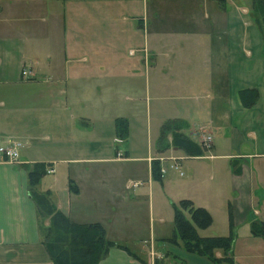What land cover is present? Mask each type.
<instances>
[{"label": "crops", "instance_id": "crops-1", "mask_svg": "<svg viewBox=\"0 0 264 264\" xmlns=\"http://www.w3.org/2000/svg\"><path fill=\"white\" fill-rule=\"evenodd\" d=\"M246 9L240 0H0V140L19 144L17 162L0 157V264H54L42 242L49 217L30 194L36 163L52 171L35 191L74 222L101 223L126 247H111L98 264H142L128 250L146 264H223L164 240L174 229L130 246L135 203L150 197L153 179L131 189L95 172L101 161L123 159L113 152L128 154L116 122L125 114L113 112L110 94L128 98L150 40L160 41V97L192 105L165 120L186 121L196 142L211 137L203 156L186 155L194 160L183 179L189 197L179 200L225 214L224 229L209 226L202 236L228 235L231 212L233 246L240 229L258 238L251 223H264V32L239 12ZM241 89L257 90L252 106L242 105Z\"/></svg>", "mask_w": 264, "mask_h": 264}, {"label": "rangeland", "instance_id": "rangeland-1", "mask_svg": "<svg viewBox=\"0 0 264 264\" xmlns=\"http://www.w3.org/2000/svg\"><path fill=\"white\" fill-rule=\"evenodd\" d=\"M240 1L247 8V11L239 12L246 19L253 20L251 1ZM149 12L151 16V10ZM230 17L233 16L230 14ZM138 56L141 71H139L138 79L136 80L138 83H133L132 89L125 94L128 98L125 97L126 100L120 99L119 94L116 93L117 98L114 101L115 96L112 92L110 94L114 102L111 107L113 112L125 114V123H127L126 140L130 142V148L127 149L128 154L124 157V148L121 149L122 151L119 150L120 153L117 155L113 152V154H110V157H123V159L101 161L95 170L100 180H113L114 182L125 179L127 180L126 184L131 189L135 187L132 185L134 182H139L140 186H137H143L146 189L147 179L149 177L153 179V193L149 197L148 192H146L135 203L139 211L136 221H133L136 224L133 226L136 228L133 233H127L130 234L127 236L132 240L130 241V246L132 247L135 246L133 245V242L135 243L134 238H140L146 241L145 244H149L150 239L153 240L159 234L160 236H170L172 234L174 229V206H178L179 198L189 197L182 195L185 194V191L187 193L188 190L186 188L183 191L185 184L183 179L187 175L189 164L194 163V160L186 158L183 150H174L170 144H167L165 148H158L160 130L165 118L171 116L172 112H175L177 108L186 107L189 109L192 106L189 104V100L180 101L181 105H179V100H177L178 106H173L172 101L160 97V41L150 40L148 48H144V50L138 52ZM147 62L149 64V73H146L144 69ZM104 125L106 123L102 122L101 126L103 127ZM185 133L192 140H197V135L194 131L191 132L189 128L185 130ZM169 140L170 137L168 136L166 142L168 143ZM199 142L202 143L201 140ZM118 146L121 147V144H117ZM177 153L181 159V161L178 160L179 164H177V168L179 165L182 174L174 168V161L176 159L172 156H175L173 154ZM205 153L206 150L200 156H203ZM101 156L109 157L107 153H102ZM153 163H157L160 176L152 175ZM171 163H173L172 168L170 167ZM164 181L166 182L163 185ZM214 212V216H212L213 224L210 226L224 229L226 227L225 214H222L219 210H214ZM187 217L189 218L188 215ZM248 235V233H243L242 229H240V240L233 246V263L264 264V240L259 237L246 240L249 237ZM171 262V258H169L165 260L164 264H170Z\"/></svg>", "mask_w": 264, "mask_h": 264}, {"label": "trees", "instance_id": "trees-1", "mask_svg": "<svg viewBox=\"0 0 264 264\" xmlns=\"http://www.w3.org/2000/svg\"><path fill=\"white\" fill-rule=\"evenodd\" d=\"M224 6L225 0H218ZM253 18L264 32V0H252ZM242 105L252 106L258 96L256 89H241L238 92ZM117 131L125 136L127 125L124 119L118 118ZM188 127L186 121L180 118L167 119L162 124L158 148L166 147L169 136L170 145L181 149L187 156H200L208 148L200 142L192 140L184 129ZM46 174L45 165L36 163L28 171L30 194L41 215L49 217L50 225L43 231V245L54 264H98L111 247H126L106 237L103 225L99 222L77 223L70 220L64 213L56 209L47 193H40L33 189L40 178ZM153 176H160L157 163H153ZM70 188L73 183L70 181ZM189 218L187 217V215ZM212 215L204 207L195 206L190 199L179 200L174 206V233L164 240L180 246L187 252L206 256L216 263L234 264L232 259L235 234L232 229L231 212L229 213L230 232L228 235L202 236L199 230L206 229L212 224ZM251 234L264 238V223H251ZM220 250L222 256H216ZM142 264L144 260L128 250ZM154 264H164L162 259H155Z\"/></svg>", "mask_w": 264, "mask_h": 264}, {"label": "built area", "instance_id": "built-area-1", "mask_svg": "<svg viewBox=\"0 0 264 264\" xmlns=\"http://www.w3.org/2000/svg\"><path fill=\"white\" fill-rule=\"evenodd\" d=\"M22 73L28 74L27 70H23ZM201 142L206 148H209L210 142H211V137L208 135H205L202 139ZM19 144L15 141H2L0 140V157L4 158L5 160L9 162H17L18 157H19ZM174 167L177 168V164L174 163ZM52 170L49 168L46 170V172H51ZM139 182H134L132 185L137 186L139 185Z\"/></svg>", "mask_w": 264, "mask_h": 264}, {"label": "water", "instance_id": "water-1", "mask_svg": "<svg viewBox=\"0 0 264 264\" xmlns=\"http://www.w3.org/2000/svg\"><path fill=\"white\" fill-rule=\"evenodd\" d=\"M176 149V148H175Z\"/></svg>", "mask_w": 264, "mask_h": 264}]
</instances>
